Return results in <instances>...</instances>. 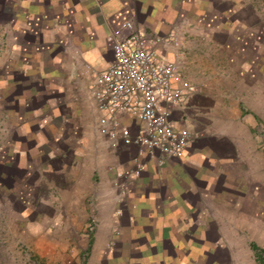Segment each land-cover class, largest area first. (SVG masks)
<instances>
[{"label": "crops", "instance_id": "0c3cea01", "mask_svg": "<svg viewBox=\"0 0 264 264\" xmlns=\"http://www.w3.org/2000/svg\"><path fill=\"white\" fill-rule=\"evenodd\" d=\"M7 2L14 11L1 9L2 36L19 67L3 65L22 77L17 94L13 82L5 94L17 106L7 118L25 124L2 145L4 170L17 175L12 191L0 187V261L12 243L36 261L264 264V245L248 242L264 232L256 221L264 216V147L254 132L264 40L249 29L263 0ZM124 20L148 40L173 31L181 76L193 85L181 106L168 105L172 123L193 133L183 153L156 152L130 178L120 172L133 166L136 147L108 132L134 134L140 124L99 110L91 93L92 72L112 59L107 35ZM155 48L163 59L176 49Z\"/></svg>", "mask_w": 264, "mask_h": 264}, {"label": "built area", "instance_id": "2783aa9c", "mask_svg": "<svg viewBox=\"0 0 264 264\" xmlns=\"http://www.w3.org/2000/svg\"><path fill=\"white\" fill-rule=\"evenodd\" d=\"M107 40L112 59L104 69L92 72L91 93L99 110L126 113L140 124L134 134L125 128L108 132L110 140L120 138L126 145H135L133 166L120 175L138 177L144 159L157 158L156 152L178 157L189 144L193 133L172 123L168 105L181 106L193 85L181 76L183 53L173 31L148 40L130 20H124L111 29ZM157 43L174 46L173 58H161Z\"/></svg>", "mask_w": 264, "mask_h": 264}, {"label": "rangeland", "instance_id": "374dc122", "mask_svg": "<svg viewBox=\"0 0 264 264\" xmlns=\"http://www.w3.org/2000/svg\"><path fill=\"white\" fill-rule=\"evenodd\" d=\"M1 1L2 0H0V187H2V188L6 187V189H7L6 192H7V191H12L14 189V186H15L14 182L16 180L15 178H16L17 172L13 171L14 173L11 175L7 171L5 172L4 169L6 168L5 166H7L8 157L6 156V154L5 155L3 154L4 152H7V150L5 148H3L2 145L3 146L6 145L7 135L9 137V139L12 138V135L16 136L15 133L18 131V128H20L21 125H24L25 123L24 122L20 123L18 121H15L14 119L16 118L17 115H14L13 118H11V117L7 118L8 112H9V114H11V113L16 114V109H17L16 107L17 106H8L5 94H6V92L10 93V91H9L11 89L10 84L12 82H13V84L19 83L21 81L22 77H20V75L17 74L18 72H16L15 74H13V73L8 74L7 73L8 67L5 68L6 66L3 65L5 61H9V63L12 64L10 66V68L11 67L17 68V67H19V64H18L19 59H18L16 53H14L15 55L10 54V56L7 54V48H8L7 47V41H5L4 37L2 36L3 34H2V24L1 23L4 20H6L7 14L5 12L8 13L9 9L12 12L14 11L13 4H12V2L8 3L7 0H3L4 3H1ZM263 2H264V0H263ZM1 9L5 10V12H2ZM258 18H259V21L257 23L258 25L257 26L254 25L253 27H250L249 29H252V28H254V30L256 29L257 34L261 36L262 40H264V5L258 11ZM232 30H233V32H236V33H240V34L243 33L240 30H237V29L235 30V28ZM14 32L16 33V31H14ZM15 42H16L15 39H13L12 45L13 44L16 45ZM263 45H264V41H263ZM15 49H16V47H15ZM15 49H14V52H15ZM243 49L244 48L242 47L240 49V51ZM8 50H9V48H8ZM6 55H8V56L6 57ZM251 61H253V60L250 59V62ZM259 62H261L263 65V69L259 68V77H260L259 83L261 84V82L263 81V89H264V58L261 59V61H259ZM24 83H27V82H24ZM14 87L15 88L12 90V92H13V95H16L17 90H18L16 87V84L14 85ZM260 100H261V96H259V98H258V101H259L258 105L260 107V102H261L262 108H263V113L260 114L261 118H260V121L258 122L257 130L254 129V132H258V134H259L258 141H259L260 145H262L264 147V96L262 97V100L261 101ZM11 145H12V143H11ZM5 162H6V164H5ZM12 181H14V182L12 183ZM15 193L13 195V199H14L13 203L16 204L15 201L21 203V200L18 199V194L15 195ZM3 210H4V207L0 206V213H2ZM260 213H261V211L257 214V216H259V217L256 218V221H259L260 223L263 224V222H264L263 217L264 216L263 217L260 216ZM5 216L7 218L6 214H5ZM9 221L10 220L7 218V224L8 225L10 224ZM26 224H27V221L25 222V226H26ZM9 228H11V225ZM248 242H249V244L250 243H254V244L256 243L258 246L264 245V232L261 234H255V233L249 234L248 235ZM12 245H13L12 243L8 244L7 251L4 252L3 261H0V264H80L81 263V261H36V259H34V257H33L32 249H27L24 246L16 244L17 249L15 251H11ZM12 255L14 256V260L11 259ZM20 260H23V261H20Z\"/></svg>", "mask_w": 264, "mask_h": 264}, {"label": "trees", "instance_id": "16d2710c", "mask_svg": "<svg viewBox=\"0 0 264 264\" xmlns=\"http://www.w3.org/2000/svg\"><path fill=\"white\" fill-rule=\"evenodd\" d=\"M261 254L264 255V252L263 251L258 252V258H263V256Z\"/></svg>", "mask_w": 264, "mask_h": 264}]
</instances>
